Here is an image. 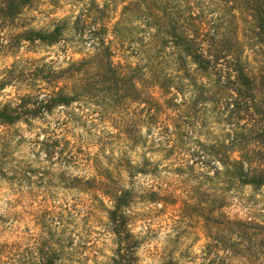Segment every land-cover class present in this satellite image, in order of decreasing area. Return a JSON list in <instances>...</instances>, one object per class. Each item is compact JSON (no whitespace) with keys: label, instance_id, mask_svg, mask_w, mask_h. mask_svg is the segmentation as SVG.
I'll use <instances>...</instances> for the list:
<instances>
[{"label":"rangeland","instance_id":"374dc122","mask_svg":"<svg viewBox=\"0 0 264 264\" xmlns=\"http://www.w3.org/2000/svg\"><path fill=\"white\" fill-rule=\"evenodd\" d=\"M129 1L36 0L13 23L0 24V84L5 81L0 103L30 101L21 120L0 125V261L16 244L23 248L12 254L16 264L31 257L25 244H35L37 259L39 243L31 242L48 226H56L52 219L56 200L67 208L60 210L61 228L73 241L47 243L62 246L60 264H115L117 243L107 213L112 200L82 184L85 176L99 181L104 173L112 175L118 187L132 191L128 214L130 229L140 241L138 264H203L207 240L201 212L214 188L202 176L210 168H202L197 160L202 159L201 149L226 138L230 125L214 102L196 99L203 77L198 76L195 85L175 64L160 65L179 81L172 89L176 92L172 106L164 103L162 90L149 80V86L140 87L138 101L103 96L97 89L70 105L35 115L37 96L54 89L41 78V68L59 70L100 56L107 47L115 64L144 63L153 53L141 45L157 27L151 26L154 18L145 3L123 13ZM207 2L205 12L212 13L221 11L226 1ZM58 24L64 30L56 43L19 42L15 37L24 28L51 30ZM99 39L104 46L95 49ZM250 39L245 43L249 45ZM246 54L251 67L262 66V55L248 48ZM79 75L59 84L79 93L88 74ZM149 94L160 104L151 106ZM24 168L32 172L30 178ZM76 176L82 181H74ZM250 192L244 187L230 193L233 203L227 212L246 217Z\"/></svg>","mask_w":264,"mask_h":264},{"label":"trees","instance_id":"16d2710c","mask_svg":"<svg viewBox=\"0 0 264 264\" xmlns=\"http://www.w3.org/2000/svg\"><path fill=\"white\" fill-rule=\"evenodd\" d=\"M35 1L0 0V24L13 23L23 9ZM205 1L130 0L124 5L123 13L145 3L154 18L151 26L157 27L145 43L142 38L141 45L151 47L153 53L145 58L144 63L115 64L107 47L100 56L73 62L59 70L41 68V78L54 89L52 93L37 96L33 103L35 115L42 109L52 111L56 106L70 105L81 94L90 95L97 89L103 96L113 94L116 98L138 101L142 96L140 87L149 86V80L162 90L164 103L172 106L176 95L172 89L178 88L176 84L179 81L173 73L164 72L160 65L175 64V69L195 85H198V76L203 77L196 99L214 102L230 124L226 138L201 149L202 159L197 160L202 168L204 165L210 168L202 176L212 181L214 188L207 209L203 211V207L200 211L207 240L202 250L203 264H264V15H260L264 12V1L251 0L249 3V7L256 8L258 20L247 27H244V22L247 23L243 19L239 22L226 21L220 15L212 18L213 12H205L209 6V2L204 4ZM63 30L64 27L59 24L51 30L24 28L15 37L19 42L39 40L52 44L60 41ZM248 39L251 40V47L245 43ZM102 45L104 43L99 39L95 49ZM246 47L253 54L262 55L260 68L251 67ZM94 59L97 63L92 70ZM145 69L149 74L147 78ZM84 73L88 75L79 93L66 91V83L59 84L67 79H77L78 74L83 76ZM4 84L5 81H2L0 88ZM147 102L153 107L160 104L152 94H149ZM29 103L27 99L17 105L0 103V125H12L21 120L24 107ZM23 171L30 178L32 172L27 168ZM101 177L99 181L87 178L82 184L86 188L101 190L112 200L107 213L117 243L114 263L138 264L140 241L130 229L128 214L132 191L127 187H118L116 181L111 180L112 175L103 173ZM73 180L82 181L77 176ZM244 187L251 189L247 195L249 211L246 217L232 216L226 210L233 203L230 193ZM54 202L57 211L52 219L56 226L52 224L47 231L37 234L36 242L34 236L31 243H39L37 259L33 244L28 247L31 257L23 264H60L62 246L47 243H73L61 228L63 214L60 210L67 208L61 201L58 204L56 200ZM7 252L14 253L11 250Z\"/></svg>","mask_w":264,"mask_h":264},{"label":"clouds","instance_id":"9594fccd","mask_svg":"<svg viewBox=\"0 0 264 264\" xmlns=\"http://www.w3.org/2000/svg\"><path fill=\"white\" fill-rule=\"evenodd\" d=\"M250 2L251 0H247V2L246 0H227V3L221 6V11L212 13V18L220 15L226 21L235 20L239 22L241 19H243L246 21L248 26H253L258 19L256 8L248 6ZM260 15H264V12H261ZM148 75L147 69H145V78H147ZM213 163H215V161H213ZM73 175H76V173H73ZM85 179H87L86 176ZM25 247H30V245L25 244ZM12 251L19 254L23 252V248L20 247L19 244H16ZM24 255L27 256V253ZM0 264H16V257L12 255V252H7L4 259L0 261Z\"/></svg>","mask_w":264,"mask_h":264}]
</instances>
